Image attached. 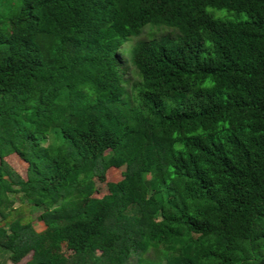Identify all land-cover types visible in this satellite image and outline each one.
Returning a JSON list of instances; mask_svg holds the SVG:
<instances>
[{
    "label": "trees",
    "instance_id": "1",
    "mask_svg": "<svg viewBox=\"0 0 264 264\" xmlns=\"http://www.w3.org/2000/svg\"><path fill=\"white\" fill-rule=\"evenodd\" d=\"M0 249L264 264V0H0Z\"/></svg>",
    "mask_w": 264,
    "mask_h": 264
},
{
    "label": "rangeland",
    "instance_id": "2",
    "mask_svg": "<svg viewBox=\"0 0 264 264\" xmlns=\"http://www.w3.org/2000/svg\"><path fill=\"white\" fill-rule=\"evenodd\" d=\"M209 12H211L214 16H216L219 11L215 10V9H208ZM225 12V11H223ZM246 18V15L245 14H242V15H238L236 16L235 14H231V17L229 18V20H237V19H244ZM176 34V32L170 28H155V27H147L144 29L143 33L141 34V36L135 40H139V39H143V40H149V39H152V38H156V37H159V36H162V35H167V34ZM132 76H130V74L128 73V75H126V78H131ZM19 201L20 199H17L16 200V203H15V206H18L19 205ZM39 214V211L38 210H33V217H37ZM27 260V258L23 259L20 263L18 264H24L25 261ZM0 264H12L10 261H8L6 259V253L4 251H2L0 249Z\"/></svg>",
    "mask_w": 264,
    "mask_h": 264
}]
</instances>
